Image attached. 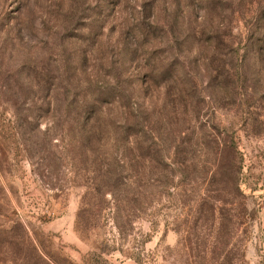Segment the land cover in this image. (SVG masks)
<instances>
[{"label":"rangeland","instance_id":"374dc122","mask_svg":"<svg viewBox=\"0 0 264 264\" xmlns=\"http://www.w3.org/2000/svg\"><path fill=\"white\" fill-rule=\"evenodd\" d=\"M263 10L264 0H0V264H264V19L259 45L250 36ZM249 46L243 63L229 59ZM152 55L180 66L181 85L165 87L155 68L141 90ZM117 76L156 140L127 143L119 130L79 142V126L62 131L40 107L50 90L58 107L116 100ZM14 114L21 152L6 140ZM166 156L181 166V198L162 190L154 160ZM114 170L137 200L127 218Z\"/></svg>","mask_w":264,"mask_h":264},{"label":"trees","instance_id":"16d2710c","mask_svg":"<svg viewBox=\"0 0 264 264\" xmlns=\"http://www.w3.org/2000/svg\"><path fill=\"white\" fill-rule=\"evenodd\" d=\"M261 19H264V10L262 11V16L257 21V23L252 25L251 34H250L251 43H252L251 46L255 44L259 45V41L261 42L259 38L260 37L259 33L261 30V26H260ZM144 33H147V31L144 30ZM250 49H251L250 46L249 48L246 47L245 49L246 54L243 57L240 55L239 49H234V50L232 49L230 52L231 56L229 57V59H231V61L233 60L232 62L235 64L238 62L243 63L247 58L250 57V55L248 56ZM261 50H263V48H261ZM223 56L226 57L227 53L224 54ZM215 59L216 58L214 54V56H212L211 58L212 60L211 63L214 62ZM221 61L222 60L220 59V56H218V60H215V63L219 65V68H221L220 66L221 63H219ZM149 62H150L149 65H151V72L150 74H147L145 76L147 79H144L142 81V84L140 86L142 91L143 90L146 91L147 89L153 87L152 85H153L154 79L152 80V77H154L155 68L156 69L158 68V71H163V70L165 71L162 73V75L164 76V79H162V82H161L165 87L170 84L181 85L180 66L178 68L177 63L174 64L173 60L171 61V63H166L165 60H162L160 57L156 55H152L148 59V63ZM40 71H42V73H46L43 67L40 69ZM32 73L34 74V72ZM222 74L225 75V77H223L224 81L229 80L225 73H222ZM115 78L117 81L116 82L117 97L114 99L116 100L112 99L108 101V99H102V98H91V99L83 98L79 102H75L74 100L73 101L66 100L64 104H61L63 106L58 107L60 106V104H56V98L51 97V94L47 95L50 92H52V90H50L49 92L47 91L48 93L46 95L42 96V98L39 99L41 101L40 107L46 109V112H45L46 114H49V113L53 114V117L56 121V125L59 126L62 129V131L67 132L70 129L69 128L71 125L70 123H73L76 126H79L80 128L78 129V132L77 134H75V139H77L79 142H80V139L84 137L87 138L88 140H91L90 137L92 136V133H94L93 134L94 136L98 137V140H109V141L112 139L117 140L119 139V137L117 138V136L119 135V130L121 131L122 135H124L122 139L126 141L127 143L130 142L131 138L136 133H140L141 137H144L146 140H149V139L156 140L157 137H154L153 134H151L150 132L152 131V129L150 127L147 129V126L142 124L144 122H148L147 116L143 113V116L142 115L139 116V120L135 119L136 115L134 112V106L136 105V102L133 103L131 101V98H127L126 90L123 86V81L121 80V78L119 76ZM36 86H39V84H36ZM43 87L49 88V85L45 83ZM178 91H179V96H181V87H180V90ZM191 91H194V89H192ZM113 105L119 106L120 109L122 110V120L121 121L115 120L109 114V111H106V107L108 108ZM1 120L2 119L0 115V121ZM18 121H22L21 117L19 115L14 114V117L13 119H11L10 122H12V124L15 126H13L9 130L8 135L10 134V136L7 135L9 138L6 140L10 139V141L14 143V145L18 148V151L21 152L19 150L20 141H21V137L24 134L22 130V123ZM137 127H138V131L136 130ZM88 134L91 136L90 137L87 136ZM153 149L156 150V152H158L156 147H154ZM231 149L232 151L236 153V148L233 145ZM167 156L165 157L164 160H161V159L154 160L156 163L154 166L156 169L160 168L162 172L164 173L162 174L163 179L162 181H160V183L161 185H165L168 188V190L162 189V188L161 189L164 192H166L168 196L174 199V196H177L176 194H179V197L181 195V179L177 180L178 173L181 174V166L178 161L173 160L172 162L170 158ZM119 165L121 164L119 163L118 166ZM108 172L109 173L107 174H111V176H109V180L113 181V188H112L113 193L111 195L113 196V202H114L115 208L118 211H120V206L125 205V207L128 208L127 212H129L126 214L125 217L126 218L130 217V215H133L135 213L134 204H137V200H134L132 194H128L129 192H126L125 190H121L122 188H124V186L122 185L124 181L121 176L120 177L113 176L115 170L113 172L111 171H108ZM156 182H159V180H156ZM154 187L155 188L157 187L156 184ZM176 191H178V193H176ZM157 197H158V194L155 193L154 201H153L154 203L155 201L156 202L159 201V200L158 201L156 200ZM97 209H98L97 211L99 212V213L97 212V215H99L100 213L104 211V207L99 206L97 207ZM87 211H88V204H85L81 208V211L79 213V218H84ZM119 216L120 218H122V213H119Z\"/></svg>","mask_w":264,"mask_h":264}]
</instances>
